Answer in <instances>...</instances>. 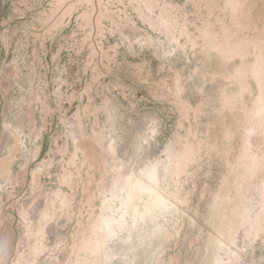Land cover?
Listing matches in <instances>:
<instances>
[{
    "label": "rangeland",
    "instance_id": "obj_1",
    "mask_svg": "<svg viewBox=\"0 0 264 264\" xmlns=\"http://www.w3.org/2000/svg\"><path fill=\"white\" fill-rule=\"evenodd\" d=\"M50 1L0 0V142L4 120L14 121L29 100L27 110L34 122L27 118L22 130L35 134L33 140L27 136V145H36L33 151L21 152L12 169L17 180L10 187L13 193L8 196L7 192H1L0 206L5 218L8 221L10 213L15 215L13 221H8L14 228L15 240L24 225L18 208L23 209L31 199L34 169L48 165L47 173L40 175L45 192L57 188L71 192L67 184H59L61 172L78 184L77 202L62 212L71 213V220L68 215L62 218L71 225L67 229L71 232L100 202L98 180L109 145H116L125 160L134 161L136 156L132 151L145 134L147 155L163 160L168 145L179 144L182 137L188 136L198 144L194 145L196 159L190 172L183 176L186 212L178 211L169 221L161 217L150 222L145 231L136 232L131 243L119 241V247L115 244L113 255L100 264H128L132 259L135 264H159L173 256L179 264H207L217 242L220 212L213 206V195L227 169L223 151L227 144L222 138L223 126L214 106L212 85L203 75L200 60L197 55L178 50L170 56L195 110L183 115L174 102L169 84L173 74L163 60L162 47L155 44L140 49L135 43V51L128 48L126 38L129 35L140 38L142 30L147 28L128 0H114V6L111 3L108 9L104 8L102 31L95 23L98 10L91 16L89 25L83 23L79 15L88 8L80 2L78 10L66 18L67 23L57 29L55 36L39 20L48 13ZM209 1L221 11L224 0ZM251 1L261 6L254 15L264 18V0ZM125 6L133 14L130 18L120 11ZM140 6L146 10L143 3L136 7ZM183 8L185 12L190 10L189 5ZM14 64L18 76L14 74ZM108 110L113 111L112 117ZM73 124L77 130L75 137L69 129ZM13 143L10 137L8 144ZM118 153L114 155L119 156ZM258 174L249 175L239 185L231 202L247 209L248 215L260 208L264 170ZM87 193L90 203H83ZM236 249L242 255L238 264H264V250L259 243L253 248L245 245Z\"/></svg>",
    "mask_w": 264,
    "mask_h": 264
},
{
    "label": "bare ground",
    "instance_id": "obj_2",
    "mask_svg": "<svg viewBox=\"0 0 264 264\" xmlns=\"http://www.w3.org/2000/svg\"><path fill=\"white\" fill-rule=\"evenodd\" d=\"M128 1L147 25L140 38L131 35L126 38L128 48L135 51V43L140 49L155 44L162 47L163 60L173 74L169 84L174 102L183 115L195 110L186 97V86L180 72L171 63L172 53L178 50L197 55L203 75L210 80L215 101L213 105L220 116L222 138L227 144L223 149L227 169L213 195V206L220 215L216 246L207 264H238L242 255L236 248L245 245L253 248L259 243L264 250V178L260 186V208L256 213L248 215L247 209L231 204L239 185L249 175L264 170V18L254 15L261 6L251 0H224L221 11H218L215 3L209 0ZM80 2L87 4L88 8L79 15L85 21L83 23L88 22L89 25L91 16L98 10L94 22L102 31L104 8L108 9L114 0H51L48 13L39 18L40 24L48 25V32L55 36L57 29L67 23L66 18L69 19L78 10ZM141 3L146 10L142 6L136 7ZM185 5L190 6L188 12L183 8ZM128 6L120 11L130 18L133 14ZM12 67L18 76L16 64ZM27 101L22 107L21 131L12 137L14 143L8 144L10 137L4 133L0 142V198L1 192H7L9 196L14 191L10 187L17 180L12 169L20 153L36 149V145H27V136L33 140L35 134H26L22 130L27 118L34 122L33 115L27 110L30 105ZM108 111L112 117V110ZM187 137H182L179 144L168 145L163 160L151 159L147 155L144 141H148V137L145 134L141 135V141L132 151L136 156L134 161L125 160L119 155L116 145H109L98 180L100 202L95 205L96 210H91L86 218L78 221L71 232L67 231L71 225L62 221L66 215L71 220V213L62 212L77 202L78 184L61 172L59 184H67L71 192L62 188L45 192L40 175L47 173L48 165L34 169L30 181L31 199L23 209L18 208L24 225L17 240L12 224H8L15 219V215L10 213L7 221L0 206V264H100L113 255L115 244L119 241L131 243L136 232L145 231L150 222L161 217L169 221V217L178 211L185 213L183 176L188 175L196 159L194 145L197 143ZM116 152L119 156L114 155ZM226 190L229 192L226 193ZM88 193L83 203H90ZM37 205L39 210L34 212ZM89 207H92L91 204ZM179 263L173 256L161 260L159 264ZM128 264L135 263L132 259Z\"/></svg>",
    "mask_w": 264,
    "mask_h": 264
},
{
    "label": "snow or ice",
    "instance_id": "obj_3",
    "mask_svg": "<svg viewBox=\"0 0 264 264\" xmlns=\"http://www.w3.org/2000/svg\"><path fill=\"white\" fill-rule=\"evenodd\" d=\"M25 100H27V97H25ZM7 107H8V105L5 104V114H7ZM22 120H23L22 114L20 116H18L17 119L11 123L7 122V120H4L3 125H2L4 135L6 137H14V136L18 135L21 131L20 123ZM69 129L71 130L73 136L75 137L77 135L76 126L74 124L69 125ZM38 210H39V205H37L33 209L34 212H38Z\"/></svg>",
    "mask_w": 264,
    "mask_h": 264
}]
</instances>
